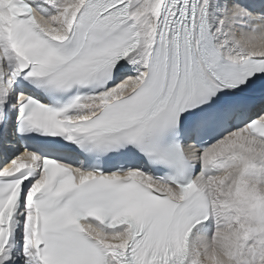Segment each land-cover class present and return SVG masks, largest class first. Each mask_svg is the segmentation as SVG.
Wrapping results in <instances>:
<instances>
[{"label": "snow or ice", "instance_id": "snow-or-ice-1", "mask_svg": "<svg viewBox=\"0 0 264 264\" xmlns=\"http://www.w3.org/2000/svg\"><path fill=\"white\" fill-rule=\"evenodd\" d=\"M0 264H264V0H0Z\"/></svg>", "mask_w": 264, "mask_h": 264}]
</instances>
